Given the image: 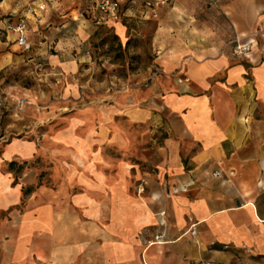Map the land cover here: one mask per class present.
<instances>
[{
  "label": "crops",
  "instance_id": "0c3cea01",
  "mask_svg": "<svg viewBox=\"0 0 264 264\" xmlns=\"http://www.w3.org/2000/svg\"><path fill=\"white\" fill-rule=\"evenodd\" d=\"M15 1L0 0V70L35 61L63 94L38 109L42 135L0 143V264H264V0H170L156 17L121 0L100 23L89 1ZM24 15L27 49L10 29ZM132 20L155 25L148 80L85 100L67 79L90 36L126 39Z\"/></svg>",
  "mask_w": 264,
  "mask_h": 264
},
{
  "label": "rangeland",
  "instance_id": "374dc122",
  "mask_svg": "<svg viewBox=\"0 0 264 264\" xmlns=\"http://www.w3.org/2000/svg\"><path fill=\"white\" fill-rule=\"evenodd\" d=\"M169 2L170 0H167L165 5ZM12 16L0 11V20ZM125 24L126 39H120L113 29L106 25L97 26L86 48V57L89 59L80 63L76 74L68 77L69 83L73 84L75 91L85 100L98 98L109 102L117 94L127 93L132 87L143 85L148 80L154 59L155 25L143 20H132ZM45 68L43 65H36L35 61L25 60L0 70V96L12 99L24 96L29 101L21 113L22 116H3V130H7V127L12 130L6 133V138L24 135L25 131L22 129L28 130L31 125L34 126V135H42L41 133L45 132L48 120L37 122V111L47 109L48 101L53 99V96L61 99L63 94L62 82L52 85L56 83L55 78L58 76L45 74ZM62 81H65L64 78ZM24 125L25 127H22ZM20 127L21 131H18Z\"/></svg>",
  "mask_w": 264,
  "mask_h": 264
},
{
  "label": "built area",
  "instance_id": "2783aa9c",
  "mask_svg": "<svg viewBox=\"0 0 264 264\" xmlns=\"http://www.w3.org/2000/svg\"><path fill=\"white\" fill-rule=\"evenodd\" d=\"M89 1L92 6L90 9V17L95 23L105 22L108 20H116L120 13L121 0H85ZM167 0H145L144 6L150 11L152 17L157 16V9L164 5ZM57 0H16L15 8L24 9L27 13L34 14L36 10L45 11L55 7ZM36 4V5H35ZM14 13H10L12 15ZM27 16L19 18L18 22L11 26L10 29L17 34L16 42L23 48H28L27 42ZM252 41H243L239 37H235L232 46V55L236 58L245 57L251 51ZM29 104V101L24 96L20 97H1L0 96V143L5 141L6 132L2 128V118L6 114L11 117H19L23 109ZM194 233V231H192ZM207 264H214L208 262Z\"/></svg>",
  "mask_w": 264,
  "mask_h": 264
}]
</instances>
